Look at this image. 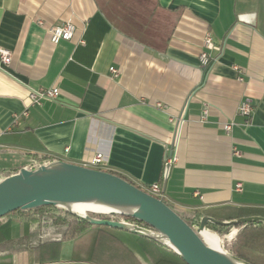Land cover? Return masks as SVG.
I'll return each instance as SVG.
<instances>
[{
	"label": "crops",
	"instance_id": "crops-1",
	"mask_svg": "<svg viewBox=\"0 0 264 264\" xmlns=\"http://www.w3.org/2000/svg\"><path fill=\"white\" fill-rule=\"evenodd\" d=\"M68 20L73 38L53 43L49 29ZM207 33L220 48H206ZM0 48L12 53L0 67V171L42 156L84 165L99 153L94 168L141 188L161 182L184 214L264 209V0H0ZM51 87L56 97L29 98ZM244 98L249 119L238 113ZM167 154L177 157L169 168ZM27 233L13 216L10 236ZM19 246L0 264H187L104 225L45 249Z\"/></svg>",
	"mask_w": 264,
	"mask_h": 264
},
{
	"label": "water",
	"instance_id": "water-1",
	"mask_svg": "<svg viewBox=\"0 0 264 264\" xmlns=\"http://www.w3.org/2000/svg\"><path fill=\"white\" fill-rule=\"evenodd\" d=\"M44 205H61L91 224L130 231L162 242L173 248L187 264H253L222 247L210 246L201 233L207 230L209 221L233 226L264 223V216L260 215L230 221L205 216L195 230L163 199L122 176L62 159L42 163L34 169L23 167L18 173L0 178V217L17 209ZM72 205L105 207L110 212L98 214L131 216L153 229L114 218L95 217L91 215L94 212L83 215L75 212Z\"/></svg>",
	"mask_w": 264,
	"mask_h": 264
},
{
	"label": "trees",
	"instance_id": "trees-1",
	"mask_svg": "<svg viewBox=\"0 0 264 264\" xmlns=\"http://www.w3.org/2000/svg\"><path fill=\"white\" fill-rule=\"evenodd\" d=\"M53 160L54 159L49 156L35 158L27 168L34 169L42 163L47 164ZM19 171L20 169L0 171V178L10 176L12 174L18 173ZM110 172L118 174L129 180L131 183L135 184L131 179L121 173L114 171ZM163 200L165 201V199ZM166 203L169 204L168 202ZM170 206L172 207V205ZM230 209L237 210V217H232V213L228 211ZM239 210V208L236 209L231 206H223L219 208L197 209L190 214L184 215L177 212L176 210L175 211L180 216H182L183 219H185L195 230H197L200 226L202 218L205 216H212L218 221H229L232 219H240L245 217H240ZM223 212L227 213L225 214ZM91 215L95 217L113 218L111 215H102L98 213H91ZM256 215L264 216V209L252 208L247 211V216ZM13 216H15L22 228L28 231L27 235L22 239L16 240L10 236V227L13 221ZM115 216H119V218L114 219L132 222L136 225L153 229V227H151L148 223L140 221L131 216ZM94 225L96 224H91L79 218L76 214L68 211L64 206L61 205H44L37 208L14 210L0 217V257L11 256L17 252L20 249L19 245L21 244V240L31 239V241L33 240V242H35L34 247L36 250L45 249L49 247L53 239L67 240L75 238L84 233L89 227ZM206 227L208 230L217 233L218 236H223L228 231V229L232 227V225H222L209 221L207 222ZM235 228L238 229L234 236L235 239L231 246L229 248H225L224 250L253 264H264V259L258 260L252 252L253 248H256L257 242L261 243L262 241V244L264 243V223H240L235 225ZM144 238L154 245L167 250L173 258L185 262L183 258L168 245L148 237Z\"/></svg>",
	"mask_w": 264,
	"mask_h": 264
},
{
	"label": "built area",
	"instance_id": "built-area-1",
	"mask_svg": "<svg viewBox=\"0 0 264 264\" xmlns=\"http://www.w3.org/2000/svg\"><path fill=\"white\" fill-rule=\"evenodd\" d=\"M75 31H76V25L71 20H68L63 24L51 26V28L49 29L50 39L53 43L56 44L62 40H70L73 38ZM204 43L207 49L220 48L215 44L210 33H207L205 35ZM0 59H1L0 67L10 64L12 60L11 51L5 48H0ZM200 61L202 66L204 67L210 65L211 58L207 51H202L200 55ZM236 69L238 68L236 67ZM110 70L115 75L118 74V70L115 67H111ZM58 93L59 90L57 87L39 88V89L30 88L29 98L33 103L40 104L43 99L54 98L58 95ZM157 105L163 107V104L161 103H158ZM253 111H254V104L252 103L251 100H249L248 98H244L243 100H241L238 107V113L241 116H243L246 119H249ZM207 115H208V109L206 108L203 110L201 114V121L206 120ZM224 128L228 133H230L233 128V123L232 122L226 123ZM66 149L68 150L69 148ZM176 160L177 157L175 154H171V155L167 154L165 157V166L169 168L173 163L176 162ZM102 162H103V156L98 153V154H93L90 158L85 159L84 165L89 167L90 166L95 167V166H99ZM143 189L158 198L164 199V193L162 190L161 182L152 183L144 187ZM233 238L234 236L232 235L230 239Z\"/></svg>",
	"mask_w": 264,
	"mask_h": 264
},
{
	"label": "bare ground",
	"instance_id": "bare-ground-1",
	"mask_svg": "<svg viewBox=\"0 0 264 264\" xmlns=\"http://www.w3.org/2000/svg\"><path fill=\"white\" fill-rule=\"evenodd\" d=\"M71 208L75 212L83 214V215L88 214L89 212H94V213H109L110 212V210L106 209L105 207L93 206V205H72ZM201 234L210 246L217 248V249H221L220 237L217 235V233L207 229V230H203ZM233 234L234 233H232L231 235ZM165 239L168 240L167 238ZM242 264H245V263H242Z\"/></svg>",
	"mask_w": 264,
	"mask_h": 264
},
{
	"label": "rangeland",
	"instance_id": "rangeland-1",
	"mask_svg": "<svg viewBox=\"0 0 264 264\" xmlns=\"http://www.w3.org/2000/svg\"><path fill=\"white\" fill-rule=\"evenodd\" d=\"M165 201L168 202V200H166V199H165ZM168 203H169V202H168ZM170 205H172V204H170ZM172 207H173L177 212H179V213H181L182 215H184V213H183L180 209H178L176 206H173V205H172ZM111 217H113V218H119V216H115V215H111ZM233 232H236V231L234 230V227H231L230 229H228V231H227L223 236H220V235H219V236H220L221 247H222L223 249H225V248H229V247L231 246L232 242L234 241L235 238L230 239V237L232 236L231 234H232ZM234 236H235V235H234ZM31 242H33V240H32ZM263 242H264V240H263ZM252 252H253L254 256H255L258 260H260V259H264V243L262 244V241H261V243L257 242L256 248H255V249L253 248Z\"/></svg>",
	"mask_w": 264,
	"mask_h": 264
}]
</instances>
